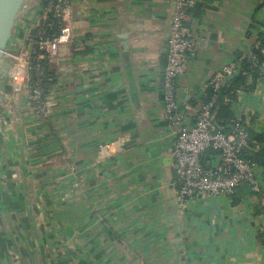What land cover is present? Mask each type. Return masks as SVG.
Returning <instances> with one entry per match:
<instances>
[{
	"label": "crops",
	"instance_id": "1",
	"mask_svg": "<svg viewBox=\"0 0 264 264\" xmlns=\"http://www.w3.org/2000/svg\"><path fill=\"white\" fill-rule=\"evenodd\" d=\"M174 4L70 0L43 115L3 59L0 97H14L7 113L0 105V264H264V205L249 187L178 205L161 86ZM39 12L38 2L21 7L8 48L37 34ZM186 25L183 110L221 68L240 69L264 28V0H195ZM231 108L264 134V83Z\"/></svg>",
	"mask_w": 264,
	"mask_h": 264
},
{
	"label": "built area",
	"instance_id": "2",
	"mask_svg": "<svg viewBox=\"0 0 264 264\" xmlns=\"http://www.w3.org/2000/svg\"><path fill=\"white\" fill-rule=\"evenodd\" d=\"M30 1L38 2L40 6L37 34L28 39L27 43L23 42L16 50L7 46L3 59L11 62L7 77L15 90L19 86H24L31 109L43 115L51 103L49 95H43L44 82L51 81L52 78L45 73L40 61H51L59 54L61 47H66L69 42V28L65 26L64 20L70 0H52L47 8L43 7V0H25L23 5ZM194 3L195 0H175L167 40V62L163 74L164 109L174 137L172 158L178 205L184 210L189 201L203 196H232L242 185L249 187L252 196H259L264 205L261 184L255 171L257 165L242 156V151L250 143L248 121L235 117L232 121V131L226 132L219 130L213 121L212 101L200 102L196 108L185 110L178 104L177 79L183 71L186 54L193 46L186 21ZM48 10H52L53 17L60 23V32L53 38H43L40 31L41 21L46 18ZM261 35L264 38V28ZM258 42L259 36L244 57H248L254 67L258 66L259 74L263 78L258 82L260 86L264 83V64L258 65L252 51ZM238 71L239 68L225 66L208 84L214 89H219L228 79L237 75ZM13 97L4 94L0 97V105L4 107L6 113ZM208 150L216 151L220 161L204 167L201 159Z\"/></svg>",
	"mask_w": 264,
	"mask_h": 264
},
{
	"label": "trees",
	"instance_id": "3",
	"mask_svg": "<svg viewBox=\"0 0 264 264\" xmlns=\"http://www.w3.org/2000/svg\"><path fill=\"white\" fill-rule=\"evenodd\" d=\"M51 1L52 0H43V7L47 8L49 6V2ZM40 31L43 38H53L59 34L60 23L53 17L52 10H48L46 12V18L41 21ZM252 51L258 65L264 64V38H262L261 33L259 34V42L252 48ZM40 63L44 66V71L47 73L48 77L52 76L53 74L50 70V62L48 60H41ZM248 76L250 78H248ZM260 79L263 80L262 76L259 74L258 66L254 67L250 59H248V57H244L240 62V69L237 75L228 79L224 86L219 89H214L211 84L207 85V88L201 97V102L204 103L212 101V113L214 114L213 121L218 127L223 128V131H232V121L235 117L231 107L237 100V93L252 92L257 90L258 82L261 81ZM52 84L53 80H45L43 89L44 96L49 94ZM249 135L250 143L242 151V156L261 167L263 169L264 177V134L254 133L249 130ZM256 145H258L257 148ZM215 153L217 152L214 150H208L205 153L201 159V163L204 167L210 166V157Z\"/></svg>",
	"mask_w": 264,
	"mask_h": 264
},
{
	"label": "water",
	"instance_id": "4",
	"mask_svg": "<svg viewBox=\"0 0 264 264\" xmlns=\"http://www.w3.org/2000/svg\"><path fill=\"white\" fill-rule=\"evenodd\" d=\"M24 2L25 0H0V68L3 64V55L10 41L18 13ZM163 85L164 80L162 78L161 86L163 87ZM216 127L219 130H224L217 125Z\"/></svg>",
	"mask_w": 264,
	"mask_h": 264
}]
</instances>
